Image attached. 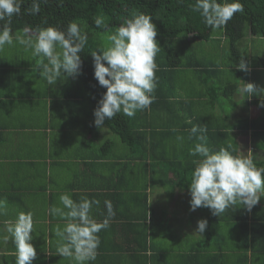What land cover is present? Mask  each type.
Instances as JSON below:
<instances>
[{
  "label": "crops",
  "instance_id": "1",
  "mask_svg": "<svg viewBox=\"0 0 264 264\" xmlns=\"http://www.w3.org/2000/svg\"><path fill=\"white\" fill-rule=\"evenodd\" d=\"M212 38L213 41H201L196 46L199 54L213 45L223 54L228 46L237 61L224 64L218 56L211 62L216 60L221 68L198 72L202 76L199 80L198 73L193 75V68H181L185 71L181 76L191 82L189 94L184 96L182 89L181 94L199 100L187 106L194 105L197 110L200 101L219 97L214 102L218 109L212 112L216 116L222 112L221 104L225 108L227 104L232 106L228 100L232 98L238 107L233 110L231 121L238 120L239 115L256 117L258 114L250 111L251 97L236 89L231 91L227 83L235 81L231 70L244 57L250 83H254L250 70L257 68L251 64L252 57L261 55L254 51L249 38H261L248 35L237 45L230 44L223 35ZM13 65L0 66V199L6 201L4 214L0 215V264H15V244L11 238L4 243L2 237L9 235L3 231L5 221L15 222L21 212L33 215L32 243L38 255L31 264H75L56 253L62 241L55 229L58 225L62 229L66 221L48 212L53 206L63 207L59 197L64 193H70L76 201L81 197L99 200L90 216L97 222L109 220V227L98 233L96 259L88 264H264V241L247 250L240 247L242 256L232 246L240 230L227 216L235 205L220 217L205 207L191 210L190 191L179 185L175 172L154 161L151 150L146 153L145 145L150 146L151 136L147 140L145 135L137 136L132 144L126 143L109 127L95 126L94 119L87 114L78 115L65 99L50 97L48 90L42 92L38 82L40 69L24 70L22 65ZM240 84L241 88L242 80ZM213 89H217L219 96ZM258 93L264 97V92ZM191 111L189 108L185 116ZM157 112V116L164 118V113ZM252 132L250 129L235 133L239 141L246 135L253 137ZM156 138L158 149L164 141ZM187 142V138L182 142L169 140L161 154L190 153L194 146L185 145ZM105 201L111 202V216ZM259 204L264 215V197ZM201 219L208 221L203 234L195 232Z\"/></svg>",
  "mask_w": 264,
  "mask_h": 264
},
{
  "label": "trees",
  "instance_id": "2",
  "mask_svg": "<svg viewBox=\"0 0 264 264\" xmlns=\"http://www.w3.org/2000/svg\"><path fill=\"white\" fill-rule=\"evenodd\" d=\"M35 2L39 4L37 14L30 12L34 0H24L20 13L11 17L9 27L13 37L18 33L22 34V30L26 27L33 31L49 26L66 30L71 22L80 25L88 35L85 49L80 53L81 73L67 76L62 70L61 75L51 86L47 84L46 79L40 73L38 82L42 84H39L42 92L48 90L50 97H56L58 100L65 99L71 109L79 113L78 115L87 114L88 117L94 119L92 121H95L94 110L98 107V102L107 89L100 86L94 76L91 52L109 47L111 42L108 37L116 32L125 19L130 18L134 13H145L152 17L153 23L157 27V40L161 45L155 58L158 66L156 71L157 87L153 93L155 100L148 109L137 111L132 117L118 113L112 119H105L104 125L129 144H132L137 136L142 138V135H145L146 140L148 136H151L152 143L150 146L145 145L146 153L151 150L154 161H157L163 169L167 168L175 172L179 179V185L188 191H190V182L196 167L194 161H199L201 157L192 156L190 153L169 156H163L161 153L165 142L169 140L177 142V136L187 138L188 142L185 145L193 144L195 147L196 143L200 141L190 132L193 126H198L203 130L196 135L206 137V144L211 151H217L221 147L227 148L231 144L232 147L229 150L233 155L241 156L243 155L238 135L235 132L236 130L243 132L253 130L255 150L251 153V157L257 167H264V106H262L264 97H260L259 93H245L251 97L249 100L253 106L258 107L260 111L254 118L238 114L239 119L233 122L230 118L238 104L233 103L232 98L228 99L232 102V106L227 104L226 109L221 104L222 106L220 105L219 108L222 109V112L213 116L212 112L218 109L214 102L219 97H215L216 100L210 98L200 101L197 110H194V105L187 106V104L199 100L183 97L181 94V89L185 91L184 96L189 94L188 88L191 83L181 76L185 72L181 71V68H193V75L203 70L211 72L221 68L216 65V60L211 62L219 54L211 53L212 50H208V54L206 51L199 54V47L196 46L201 41H211L216 32H221L233 45H237L249 33L264 36V0H240L243 12L234 14L223 28L217 30L208 27L200 12L193 10L196 0H35ZM96 18L102 19L103 26L97 27ZM7 22V18H5V21H0V25ZM192 34L190 39L189 36ZM18 44L14 41V44L9 47V50H12L10 53L3 52L9 45H5L0 50V66L9 68L14 66L13 64H17L22 65L24 70L40 69L42 72L41 61L47 63V58L33 56L31 49L23 45L18 48ZM252 59V66L264 69V56H255ZM237 68L234 67L231 70L235 81L227 83L232 87L231 91L235 89L239 91L241 80L242 87L243 83L244 85L250 83L249 69ZM199 78L201 79L202 76H199L198 73L197 79L199 80ZM81 89L82 92H80ZM83 90L88 91L89 94L85 95ZM213 91L216 96H219L217 89H213ZM189 108L192 111L185 116ZM157 111L164 113V118L157 116ZM156 137L163 138L164 141L158 145V149L154 142L158 140ZM260 209L259 203L249 211L237 202L235 208L228 213V219L235 222L240 230L231 242L234 250L241 251L240 256H242L240 247L247 250L250 245L254 248L258 242L264 241V215ZM243 255L247 257L246 253Z\"/></svg>",
  "mask_w": 264,
  "mask_h": 264
},
{
  "label": "clouds",
  "instance_id": "3",
  "mask_svg": "<svg viewBox=\"0 0 264 264\" xmlns=\"http://www.w3.org/2000/svg\"><path fill=\"white\" fill-rule=\"evenodd\" d=\"M23 2L0 0V21H5V18L8 21L0 25V50L15 41L31 49L33 56L47 58V63L41 61V75L50 86L62 70L67 76L79 75L82 71L80 53L87 44V33L76 22H71L66 30L49 26L33 31L26 27L22 34L13 37L9 24L11 17L20 13ZM193 10L200 12L208 27L217 30L223 28L234 14L243 12V5L240 0H196ZM30 12H39V4L35 0ZM95 24L103 26L102 19L96 18ZM157 34L150 15L134 13L108 37L109 47L91 52L94 76L99 85L107 89L94 110L95 126L103 128L105 119H112L118 113L132 117L154 102L158 70L155 58L161 49ZM238 68L247 70L243 59ZM238 90L247 94L264 92V89L258 90L254 83H246ZM201 131L198 126L190 130L192 136L200 141L190 150V155L201 157L194 161L196 167L190 182L191 210L205 207L211 210L212 215L220 217L226 209L239 202L251 211L264 197V167H257L251 155H233L229 150L231 144L211 151L206 137L196 135ZM177 141L182 142L183 137L177 136ZM59 201L63 207L48 209L51 215L66 221L62 229L59 225L55 229V235L62 241L56 253L74 260L75 264L94 261L100 245L98 233L109 227L107 218L97 222L90 216L93 205H99L100 201L87 197L76 201L70 193L61 194ZM105 205L108 215H113L111 202L105 201ZM5 207L6 201L0 199V215L4 214ZM207 225V219L199 220L195 232L203 234ZM3 231L9 235H4L2 241L7 243L11 238L15 244V264H31L37 258V250L32 243L34 221L31 212L19 213L15 222L5 221Z\"/></svg>",
  "mask_w": 264,
  "mask_h": 264
},
{
  "label": "rangeland",
  "instance_id": "4",
  "mask_svg": "<svg viewBox=\"0 0 264 264\" xmlns=\"http://www.w3.org/2000/svg\"><path fill=\"white\" fill-rule=\"evenodd\" d=\"M251 34L252 33H249L248 35H251ZM215 35L221 36L222 33L221 32H216ZM259 38H261V39H258V40L255 39L254 41H252L251 38H249V42H252L251 44L253 45V49H254L255 52H259L261 56L262 55L264 56V36H259ZM224 45L226 46L228 44L226 42H224ZM21 46L22 45L18 44L17 47L21 48ZM9 47L10 46L5 47L6 50L4 52H9V53L12 52V50H9ZM209 50L213 51L211 53H215L216 55L219 54V52L216 51V48H215L214 45ZM15 51H17V50H15ZM205 51H206V54H208V49H206ZM248 51H250V49H248ZM211 53H210V55H211ZM230 53H232V52H230L228 50V46H226L225 49H224V53L223 54H219V59L222 62H224V64L234 63L237 60ZM250 54H252V51L249 52V55ZM242 59L244 60L245 58H242ZM250 73H251V77H252L251 81H254V84L256 86H259V89H262L264 87V70L254 69L253 68V69L250 70ZM80 92H82V89H81ZM83 92L85 93V95L89 94L88 91H84L83 90ZM250 111H251V114L257 115L260 110H259L258 107L252 106V109ZM234 120H236V119H234ZM239 142L241 144V154L243 156L251 155V153L253 152V150L255 148L253 137L250 138V137H248L246 135L244 138L242 137L241 139H239Z\"/></svg>",
  "mask_w": 264,
  "mask_h": 264
}]
</instances>
